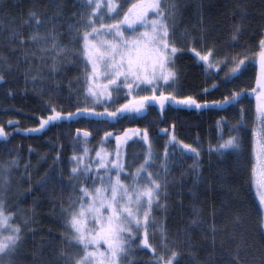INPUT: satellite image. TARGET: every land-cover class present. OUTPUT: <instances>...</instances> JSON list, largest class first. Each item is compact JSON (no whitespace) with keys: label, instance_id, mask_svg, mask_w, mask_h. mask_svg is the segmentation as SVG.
I'll return each instance as SVG.
<instances>
[{"label":"trees","instance_id":"obj_1","mask_svg":"<svg viewBox=\"0 0 264 264\" xmlns=\"http://www.w3.org/2000/svg\"><path fill=\"white\" fill-rule=\"evenodd\" d=\"M64 3V14L56 30L62 33L59 37L61 43L72 47L68 25L80 18L82 9L78 0H64ZM238 4L247 11L243 22L240 21ZM34 6L41 14L54 11L49 0H7V7L0 12V55L7 56L12 65L8 71L0 67L5 76V81L0 82V126L8 134L6 140L0 139V169L12 160L18 165L7 174L8 183L0 175V198L7 202L9 211L16 212L17 222L29 218L16 264H59L61 248L74 251L67 249L62 241L64 224L59 207L61 203L66 205L69 197L75 195L69 180L71 158L74 152L81 155L82 147L86 146L93 159L105 132L112 133V137L103 146L114 141L113 136L128 129L147 128L153 156L158 157L156 173H160L161 180L165 178L160 166L166 148L169 153L167 198L162 197L167 207L155 209L153 216L157 224L166 227L169 246L181 253L179 264H193L188 254L189 246L201 259L213 250L218 259H228V252L235 247L229 233L234 230L233 217L237 215L241 217L239 231L249 244L258 245L261 210L255 188L250 183L254 97L249 95L242 105H225L222 109H189L169 102L161 112L158 104L151 103L140 115L131 114L115 120L85 117L67 120L65 116L69 112L75 113L78 107L85 105L80 59L72 55L59 71L50 72V60L44 62L29 57L25 63L23 53L27 49L18 41L10 43L8 39L9 30H16L24 38L29 36L34 26L24 25L22 21ZM236 23L243 24V34L234 47L231 33ZM49 27L45 25L40 29L41 33H46ZM262 31L264 0H181V14L177 17L172 39L184 51L176 60L175 83L162 90L166 95L169 92L177 97L191 95L199 102L209 103L222 100L232 90L247 89L250 93L255 86V69L249 67L240 79L229 83L224 80L227 69L223 64L219 65L220 71L216 68L206 71L203 63L188 49L195 46L203 52L204 46L212 47L219 59L225 55L251 56ZM29 48L35 51L31 45ZM34 75L35 79L32 78ZM213 84L217 88H213ZM205 88L209 90L207 94L203 91ZM50 107L60 111L64 118L39 132L27 131L38 128L40 121L52 114ZM240 107L244 109L243 125L239 123ZM10 120L12 124L8 123ZM218 122L223 124V132ZM232 125L239 128L240 152H227L223 157L216 152L209 153V147H215L221 135L227 139ZM77 129L81 136L85 131L91 133L86 145L76 139ZM173 132L178 141L200 150L199 183L191 171L193 160L190 155H182L179 144L174 148L169 143ZM151 166L155 168V164ZM29 187L31 191H28ZM197 210L201 223L193 226L191 221ZM213 224L216 227L215 248L211 240ZM153 231L155 235L150 236V240L159 252V229H150V233ZM186 231L191 235H186ZM145 250L146 254L137 259L141 264H147L151 257L150 251ZM249 251L245 246L241 255L250 258Z\"/></svg>","mask_w":264,"mask_h":264},{"label":"snow or ice","instance_id":"obj_2","mask_svg":"<svg viewBox=\"0 0 264 264\" xmlns=\"http://www.w3.org/2000/svg\"><path fill=\"white\" fill-rule=\"evenodd\" d=\"M81 5L79 19L68 25V32L73 46L60 41L62 33H58L56 25L64 14V0H49L54 11L51 14H41L35 6L29 10L27 18L22 21L24 25H32L33 30L24 38L16 30H9V42L18 41L22 48L27 49L24 62L28 58L41 61H51L50 72L59 71L65 60L74 55L83 65L85 104L90 99L93 104H108L114 101L124 91L127 102L115 111L95 112L87 106L78 107L75 113L69 112L67 119L80 115H107L112 119L127 117L131 114H141L151 103H158L160 111L165 110L169 102L185 108L205 109L224 108L225 105L240 106L252 95L255 99L251 135V151L253 163L251 165L250 183L256 190L259 199L260 214L258 219L260 241L258 245L249 244L242 232L239 231L241 217H233L234 230L229 233L230 240L235 247L228 252V259H218L215 251L201 259L189 246L188 254L193 264H264V31L258 38L256 49L251 56L225 55L217 58L214 48L204 46V51H198L192 46L188 51L195 54V58L203 63L205 70L216 68L223 64L227 69L224 80L233 83L240 79L244 72L252 67L255 72V86L250 93L247 89L232 90L222 100L212 102H199L191 95L177 97L169 92L167 95L162 89L172 87L177 79L176 60L178 54L183 52L182 47L174 43L172 37L175 33V23L181 14V0H78ZM7 7V0H0V12ZM240 21L247 18V11L237 5ZM49 25L46 33L40 29ZM243 34V24L233 25L231 41L237 46ZM35 48L31 50L29 46ZM15 51V49H13ZM248 61L246 64L245 61ZM0 67L4 71L11 70V62L7 56L0 55ZM27 77V73H26ZM33 79L36 78L34 75ZM5 81L3 72H0V82ZM217 88L216 84L212 85ZM126 90V91H125ZM204 93H208L205 88ZM149 92V95H143ZM157 93H159L157 95ZM51 115L40 121L39 127L28 129L29 132H39L46 126L60 121L62 113L50 107ZM241 125L244 124V109L239 108ZM12 124L13 121H8ZM223 132V124L218 122ZM175 128V125H172ZM168 132V129H163ZM235 132L236 134H232ZM90 132L77 129L78 141L86 145ZM138 136L139 141L147 145L143 162L135 167L131 173L125 172L122 162V146H126L129 139ZM8 134L0 126V139L6 140ZM112 133L105 132L101 147L95 151V160L89 157V149L84 146L82 154L71 158L69 180L72 182L74 196H70L67 204L61 203L64 231L61 233L62 241L67 251L61 248L59 264H141L136 259L137 250L147 249L151 257L147 264H179L181 253L169 246L166 227L157 224L153 212L155 209L166 208L162 202L167 198V173L169 153L164 151V162L160 171L164 174L161 180L160 173L150 171L155 163L152 145L147 128L128 129L122 135L115 137L116 148L114 152H107L103 146L109 141ZM169 143L179 144L182 155H190L193 163L190 166L192 174L199 183L200 150L191 144L178 141L176 135L170 136ZM241 150V137L237 125H232L227 139L221 135L220 142L209 147V153L216 152L223 157L227 152L239 153ZM59 156H57V160ZM158 159V157L156 158ZM95 164V167H93ZM17 161L12 160L2 169L0 175L8 183L7 174ZM101 170H103L101 172ZM122 174L124 178L122 179ZM128 181V182H126ZM43 187V185H41ZM28 191H31L29 187ZM6 201L0 198V264H16L20 248L25 240V227L29 218L22 223L17 222L16 212L9 211ZM193 226L201 223L197 210L191 221ZM150 229H159L160 251L153 246ZM211 240L215 248L216 227H211ZM186 235H191L186 231ZM245 246L249 249L250 258L241 255Z\"/></svg>","mask_w":264,"mask_h":264},{"label":"rangeland","instance_id":"obj_3","mask_svg":"<svg viewBox=\"0 0 264 264\" xmlns=\"http://www.w3.org/2000/svg\"><path fill=\"white\" fill-rule=\"evenodd\" d=\"M142 94L143 95H149L150 93L149 92H143ZM158 94L159 93H157V95ZM114 101H115L114 103L113 102H109L108 104L105 105V104H93V102L89 99L87 101V104H85L83 107L87 106V107H89L91 109H94L95 112H100V113L104 112L105 107L108 108L109 112L115 111L118 107H120L121 104L127 102V98L124 95V91H122L118 96L116 94H114ZM155 104H158V103H155ZM173 105H176V104H173ZM176 106H181V105H176ZM193 109H195V108H193ZM145 112H146V109L141 114H144ZM138 115H140V114H138ZM79 117L80 118L85 117V118L115 120V119H112V118L108 117L106 114L103 115V116L80 115V116L74 117L73 119H77ZM118 117H120V116L118 115ZM65 119H67V115L65 116ZM67 120H71V119H67ZM122 134H120V135H122ZM115 137L116 136H113L114 141L109 142L106 146H104V148H105V150L107 152H110V153L114 152V149L116 148ZM131 143H133V144H131ZM146 149H147V145H145L142 142H140L138 136H133L131 139L128 140L126 146H122L121 159H122V162L125 164V172L126 173H131V172L135 171V167L139 166V164L141 163V160L143 159L142 152L144 150H145L144 152H146ZM154 159H155V163H154L155 164V168H153L151 166L149 170L152 171L154 173V175H155L156 169H157L156 167H157L158 163H157L156 157H154ZM92 160L93 161L95 160V156H94V158ZM93 167H95V164H93ZM102 171L103 170H101V172ZM123 178H124V174H122V179ZM126 182H128V181H126ZM255 193H256V190H255ZM258 201H259V199H258ZM137 254L138 255H137L136 259H138V257L139 258L143 257L146 254V250L145 249L144 250H137Z\"/></svg>","mask_w":264,"mask_h":264}]
</instances>
